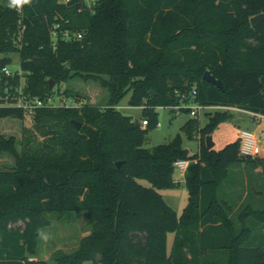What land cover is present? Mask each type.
<instances>
[{
    "label": "trees",
    "instance_id": "obj_1",
    "mask_svg": "<svg viewBox=\"0 0 264 264\" xmlns=\"http://www.w3.org/2000/svg\"><path fill=\"white\" fill-rule=\"evenodd\" d=\"M259 12L264 0L0 4V66L10 62L9 53H20L24 99L55 97L56 89L79 102V92L61 86L75 76L108 89L104 106L36 107L31 124L22 126L20 148L16 136L0 134V153L16 158L14 169L0 171V264H264V152L242 156L240 135L218 149L206 145L231 110L217 108L201 131L194 118L183 124L189 137L201 132L200 150L190 154L180 133L144 146L158 123L156 108L144 107L134 119L117 107L129 92L133 106L175 104L180 91L196 86L201 104L264 114V19L250 21ZM207 69L222 86L204 78ZM26 114L22 105L0 104V120ZM179 159L191 160L184 172L189 201L180 215L159 191L179 183ZM245 162L250 173L260 166L263 176L246 179ZM83 210L90 230L76 248L55 251L53 262L37 258L47 215Z\"/></svg>",
    "mask_w": 264,
    "mask_h": 264
},
{
    "label": "rangeland",
    "instance_id": "obj_2",
    "mask_svg": "<svg viewBox=\"0 0 264 264\" xmlns=\"http://www.w3.org/2000/svg\"><path fill=\"white\" fill-rule=\"evenodd\" d=\"M7 0H0V4H5ZM88 4H92L93 0H87ZM5 54L0 53V58ZM11 58L6 67L11 71L10 76H7L3 68L0 66V104L17 103L21 95V87L24 83V77L21 74V57L18 51H13L8 54ZM18 77V79H16ZM108 77V76H104ZM11 78V79H10ZM5 85L6 89H5ZM80 93L79 103L85 101L89 103L106 105L108 100V89L100 80L86 79L85 77L75 76L67 83L61 84ZM131 92H129L119 103L120 110L129 114L132 118L137 119L142 115V110L138 107L131 106L128 102ZM55 102L60 99L55 89ZM70 102L71 99L67 98ZM158 123L149 130L144 146L152 147L154 145L168 142L175 135L180 133L183 139V145L192 154L200 150L201 129L216 116L219 109L210 107H201L196 116H192L188 110L170 109L167 107H158ZM231 116L222 118L217 125L213 126L212 136L215 141V148L218 149L228 142L235 141L240 135V130L243 128L255 131L257 134L259 146L264 151V119L258 116H253L241 111H231ZM194 118L197 121L199 130L194 137H189L182 129L183 124ZM31 115L27 113L24 119L7 117L0 120V134L9 137L14 135L18 139L17 146L20 148L19 141L22 135L23 124H31ZM16 166V158L9 150H4L0 153V171H10ZM246 167V166H245ZM244 168V167H243ZM243 172H245L243 170ZM243 174V173H242ZM263 176L262 174H260ZM241 174H239V177ZM175 179L179 180L178 184L167 186L159 189L165 201L171 205L180 215L184 207L189 201V190L186 185L184 172L176 168L174 173ZM257 181L256 178L253 181ZM142 184L151 186V182L146 178H138ZM254 181V182H255ZM253 182V183H254ZM263 183V182H261ZM261 187L262 204L264 207V184ZM224 195V191H221ZM48 224L40 227L39 246L37 258L46 259L53 262V254L57 250L64 252L72 251L78 245L80 239L89 232L88 212H74L69 215L58 216L50 213L47 215ZM253 242L258 241V231L254 230ZM174 237L173 232L168 233V248L172 245ZM82 264H93L92 260L85 259Z\"/></svg>",
    "mask_w": 264,
    "mask_h": 264
},
{
    "label": "built area",
    "instance_id": "obj_3",
    "mask_svg": "<svg viewBox=\"0 0 264 264\" xmlns=\"http://www.w3.org/2000/svg\"><path fill=\"white\" fill-rule=\"evenodd\" d=\"M4 71L7 75L11 74V71L7 67H4ZM197 94H198V90L196 86H193L187 90L180 91L179 92L180 101L175 104L153 106V105L147 104L146 101L144 100L142 104L135 105V107H138L140 109H143L144 107H154L156 109L158 107H167L170 109H183V110H188L192 116H196L201 107H210L213 109L220 108V109L231 110V111L236 110V111H241L243 113L251 114L253 116L264 117V114H261L255 111L246 110L237 105H228V104L204 105V104H201L197 100ZM54 99L55 97L50 96L47 99L36 97L34 99L28 100V99H24L23 96L20 95L19 101L16 104L22 105L26 109L27 113H32L36 107L43 106L46 104L63 103L66 105H69V104L80 105V103L76 101L75 99H71L70 102L67 101V98H63V99L60 98L57 102H55ZM117 107L120 108V105L119 106L117 105ZM141 122L143 125L148 124V118H143ZM239 132H240V146H239L240 154L244 157H253V156L258 155L262 151V149H260L256 132L251 131L250 129H246V128L241 129ZM190 161H191L190 159H179L175 163L176 168H179L180 170L185 172ZM194 161H197V159H194ZM176 181L178 180L176 179Z\"/></svg>",
    "mask_w": 264,
    "mask_h": 264
},
{
    "label": "water",
    "instance_id": "obj_4",
    "mask_svg": "<svg viewBox=\"0 0 264 264\" xmlns=\"http://www.w3.org/2000/svg\"><path fill=\"white\" fill-rule=\"evenodd\" d=\"M264 19V12H259L250 17V21L252 24H256L260 20ZM204 78L212 83H217L218 85L222 86V81L215 76L210 69H207L204 73ZM72 122L77 126V128H80L82 125V122L77 119H72ZM206 145L208 148H212L215 145V141L213 140V136L211 133L207 134L206 136ZM121 161H117V165H120Z\"/></svg>",
    "mask_w": 264,
    "mask_h": 264
},
{
    "label": "crops",
    "instance_id": "obj_5",
    "mask_svg": "<svg viewBox=\"0 0 264 264\" xmlns=\"http://www.w3.org/2000/svg\"><path fill=\"white\" fill-rule=\"evenodd\" d=\"M238 112V111H237ZM262 119H264V117H261ZM255 132V131H254ZM259 143V142H258ZM261 149V148H260ZM262 152H264V151H262ZM246 166V167H245ZM249 166V164L248 163H241V169L242 170H244L245 172V178L247 179L248 177L250 178V177H252V179H254V178H256L257 177V179L260 177V171L262 170V168L260 167V166H256V167H254V170L252 171V173H250L249 172V170H250V167H248ZM244 167V168H243ZM240 167H237L236 166V169H239ZM179 181V180H178ZM180 182V181H179Z\"/></svg>",
    "mask_w": 264,
    "mask_h": 264
},
{
    "label": "clouds",
    "instance_id": "obj_6",
    "mask_svg": "<svg viewBox=\"0 0 264 264\" xmlns=\"http://www.w3.org/2000/svg\"><path fill=\"white\" fill-rule=\"evenodd\" d=\"M31 0H8V7L13 9H19L25 4H29Z\"/></svg>",
    "mask_w": 264,
    "mask_h": 264
}]
</instances>
